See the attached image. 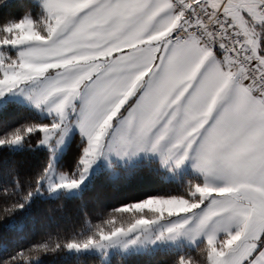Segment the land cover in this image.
Returning a JSON list of instances; mask_svg holds the SVG:
<instances>
[{"label": "snow or ice", "instance_id": "1", "mask_svg": "<svg viewBox=\"0 0 264 264\" xmlns=\"http://www.w3.org/2000/svg\"><path fill=\"white\" fill-rule=\"evenodd\" d=\"M21 7L0 21V149L44 155L3 172L0 264L62 248L98 264H264V0ZM14 104L41 118L7 126ZM183 169L178 191L122 196L82 239L20 242L34 202L78 200L87 216L142 174Z\"/></svg>", "mask_w": 264, "mask_h": 264}, {"label": "trees", "instance_id": "2", "mask_svg": "<svg viewBox=\"0 0 264 264\" xmlns=\"http://www.w3.org/2000/svg\"><path fill=\"white\" fill-rule=\"evenodd\" d=\"M21 4L30 5L28 11L33 19L37 18L39 12L38 2L36 0H11V7L0 8V21L5 16L11 15L19 18L24 14L25 9ZM9 115L13 117L11 123L18 124L27 119H40L41 115L33 108L26 105L14 104L10 109ZM4 126L0 125V131ZM43 151L32 152L25 149L22 152L8 151L0 149V184H3L5 177L3 172L5 168L15 169L22 175L31 171L38 166ZM59 164H70L71 153H67L58 161ZM162 175L142 174L136 181L127 185L120 193L109 196L107 203L102 207L89 205L87 216L82 211V203L78 200H48L34 202L25 207L19 213L21 222L26 226L27 231L25 238L20 241L25 246L30 242H45L54 245L57 241L65 242L68 239H82L87 235L89 224H99L102 220L107 219L106 213L110 211V205L122 196L135 197L143 191H178L181 184L186 180L188 174L171 177L165 180ZM102 176L93 177L97 186H102ZM10 183V178H8ZM109 205V206H108ZM131 218V214H123L118 217L117 224H126ZM2 254V253H0ZM160 264H167L168 257L157 256L155 258ZM38 264H98V258L87 254H68L65 249L48 251L41 253L36 257ZM113 264H118V259L113 257Z\"/></svg>", "mask_w": 264, "mask_h": 264}, {"label": "rangeland", "instance_id": "3", "mask_svg": "<svg viewBox=\"0 0 264 264\" xmlns=\"http://www.w3.org/2000/svg\"><path fill=\"white\" fill-rule=\"evenodd\" d=\"M36 1L38 2L39 0H36ZM28 107H29V106H28ZM31 108H33L36 112H38L40 115H42V114L39 112V110L35 109L34 107H31ZM43 115L46 116V114H43ZM182 174H183V173H181V174L177 173L176 176H179V177H180V175H182ZM165 176H168L169 178L172 177L171 174H168V173H165ZM144 212H148V210L145 209ZM66 252H67L68 254H73V253H75V254H81V253H76V252H74V251H68V250H66ZM83 254H84V253H83Z\"/></svg>", "mask_w": 264, "mask_h": 264}, {"label": "crops", "instance_id": "4", "mask_svg": "<svg viewBox=\"0 0 264 264\" xmlns=\"http://www.w3.org/2000/svg\"><path fill=\"white\" fill-rule=\"evenodd\" d=\"M38 3H39V1H38ZM101 167H103V165H101ZM178 173L179 174H181V173H183V174H189L187 169H183V170L179 171Z\"/></svg>", "mask_w": 264, "mask_h": 264}]
</instances>
